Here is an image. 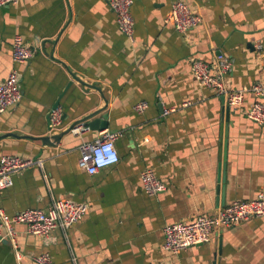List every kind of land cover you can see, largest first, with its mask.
Wrapping results in <instances>:
<instances>
[{
  "label": "crops",
  "instance_id": "obj_1",
  "mask_svg": "<svg viewBox=\"0 0 264 264\" xmlns=\"http://www.w3.org/2000/svg\"><path fill=\"white\" fill-rule=\"evenodd\" d=\"M174 1L134 0L133 39L120 31L107 0L0 5V84L17 69L23 91L0 115V135L14 133L0 139V158L41 161L12 175L0 207L14 215L66 198L86 208L79 222L48 236L16 225V247L0 238V264H38L35 257L46 252L54 264H264V217L214 229L209 242L179 253L163 248L166 225L264 193V127L246 115L255 97L227 111L192 70L195 59L214 66L222 53L233 63L231 89L264 83V0H184L201 17L186 32L167 20ZM18 34L35 49L25 63L12 58ZM141 101L147 106L138 112ZM56 103L63 119L52 130ZM102 108L109 115L103 130L119 133L120 160L96 174L80 166V145L103 130H71L53 146L39 138ZM146 169L166 184L164 192L144 191Z\"/></svg>",
  "mask_w": 264,
  "mask_h": 264
},
{
  "label": "built area",
  "instance_id": "obj_2",
  "mask_svg": "<svg viewBox=\"0 0 264 264\" xmlns=\"http://www.w3.org/2000/svg\"><path fill=\"white\" fill-rule=\"evenodd\" d=\"M21 0H0L1 6L17 4ZM134 0H107L111 10L116 15L118 28L130 39L134 37V17L132 5ZM167 20L172 22L180 32L189 31L199 25L201 17L194 12L184 0L173 2ZM2 33L0 32V40ZM259 48L262 46L259 45ZM35 53L34 47L28 45L21 35H16L12 43V58L16 63L29 61ZM193 76L203 86L213 88L218 95L224 98L228 108H242L245 105L246 96L251 94L255 100L246 107L247 117L264 127V83L257 82L242 89L233 90L227 85V77L233 70V63L222 53L216 57L215 65L195 59L192 63ZM23 97L20 74L13 69L6 79L0 84V115L12 106L18 104ZM147 103L141 101L135 105L138 112H143ZM175 109H167L168 114ZM51 129H57L63 119L61 108L52 110ZM90 128L84 123H78L72 128V132L81 134ZM119 136L117 132L103 130L94 141L84 142L80 145V166L89 174H96L102 168L119 162L120 156L115 145ZM111 146L116 155L115 162L101 166L97 161V153L107 160L109 153L105 149ZM35 163L30 158L21 155H5L0 158V190L13 185L12 175ZM141 180L144 191L149 195H156L166 190V184L160 180L152 169L141 172ZM85 206L70 199L60 198L54 200L48 209L27 208L14 215H7L0 207V238H9L16 247L18 231L16 225H26L27 233L48 236L57 228L67 229L79 222L84 213ZM254 217H264V193L249 200L236 199L221 207L214 215L201 214L192 221H178L166 225L164 228L163 248L173 253H179L192 246L207 243L211 240L214 229L239 225ZM16 257L22 258V254L16 251ZM38 264H54L50 253L46 252L37 257Z\"/></svg>",
  "mask_w": 264,
  "mask_h": 264
},
{
  "label": "water",
  "instance_id": "obj_3",
  "mask_svg": "<svg viewBox=\"0 0 264 264\" xmlns=\"http://www.w3.org/2000/svg\"><path fill=\"white\" fill-rule=\"evenodd\" d=\"M223 98V97H222ZM224 99V98H223ZM59 105V103H56L53 107V109L57 108ZM103 109H98L95 110L91 113H89L88 115L84 116L83 118H81L80 120L75 121L68 129H66L65 131L59 132V133H47L44 136L39 137L44 144L47 145H56L61 138L63 137V135L67 134L68 132H70L72 130V128L78 124V123H84L85 126H88L91 130H103L108 128V113H102ZM230 108L227 107V111H229ZM52 113V111H51ZM51 113L49 115V119L51 117ZM49 128L51 129V121L49 122ZM10 135H14V133H5L3 135H0V139L5 138L7 136ZM222 181H223V186H222V200H223V204L225 201V193H226V175L225 172L223 174L222 177Z\"/></svg>",
  "mask_w": 264,
  "mask_h": 264
},
{
  "label": "clouds",
  "instance_id": "obj_4",
  "mask_svg": "<svg viewBox=\"0 0 264 264\" xmlns=\"http://www.w3.org/2000/svg\"><path fill=\"white\" fill-rule=\"evenodd\" d=\"M105 152L109 153L107 160H105L102 156H100L99 153H97V161L96 162L98 164H100L101 166H103L104 164H107V163L115 162V160H116V155L114 152H112L111 146H108L105 149Z\"/></svg>",
  "mask_w": 264,
  "mask_h": 264
}]
</instances>
